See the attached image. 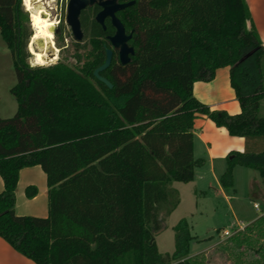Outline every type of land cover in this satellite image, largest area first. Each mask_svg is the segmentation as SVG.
Instances as JSON below:
<instances>
[{"label": "trees", "instance_id": "trees-1", "mask_svg": "<svg viewBox=\"0 0 264 264\" xmlns=\"http://www.w3.org/2000/svg\"><path fill=\"white\" fill-rule=\"evenodd\" d=\"M120 1H135L117 14L135 53L122 64L114 52L101 72L110 88L94 75L115 33L109 19L106 28L97 22L98 6L82 11L85 42L75 43V65L33 67L23 0H0V31L18 78L11 88L18 110L0 117V237L37 264H207L204 255L189 257L186 219L174 227L173 254L159 251L154 234L162 210L180 204L173 183L194 181L205 165L194 156L198 117L246 139L245 152L227 156L222 186L234 188L238 165L257 170L264 183L263 41L247 0ZM226 66L242 107L235 115L194 95L196 81H211ZM35 165L47 174V217L15 210L20 171ZM26 192L34 197L38 189ZM253 227L264 239V214Z\"/></svg>", "mask_w": 264, "mask_h": 264}, {"label": "rangeland", "instance_id": "rangeland-1", "mask_svg": "<svg viewBox=\"0 0 264 264\" xmlns=\"http://www.w3.org/2000/svg\"><path fill=\"white\" fill-rule=\"evenodd\" d=\"M51 13L54 24L55 45L48 46L49 55L58 59L46 64H39L29 48L35 28L32 13L23 0L24 10L28 12V24L32 36L28 42V62L33 67L50 66L60 61L70 65L76 64L75 39L70 26L66 23L69 0H43ZM63 31V39L57 33ZM83 41V40H82ZM80 41L84 44L85 41ZM42 50V43L34 44ZM58 53V54H57ZM34 56V57H33ZM18 81L14 57L0 31V117L12 118L18 110V102L11 93V88ZM224 174V173H223ZM223 174L213 175L208 167L200 168L194 182H174L178 188L180 204L168 214L166 207L162 210L160 220L162 229L154 234L159 251L173 254L176 250L177 233L174 227L183 219L190 225L193 239L189 243V257L204 255L207 264H236L237 256L241 264H258L264 239H259L253 223L264 214V183L257 170L238 165L234 168V188L227 189L221 184ZM216 177V178H214ZM218 178V179H217ZM217 180V181H216ZM235 236L250 238V243L238 246Z\"/></svg>", "mask_w": 264, "mask_h": 264}, {"label": "crops", "instance_id": "crops-1", "mask_svg": "<svg viewBox=\"0 0 264 264\" xmlns=\"http://www.w3.org/2000/svg\"><path fill=\"white\" fill-rule=\"evenodd\" d=\"M247 3L251 11L252 21L259 31L264 46V0H247ZM194 95L213 110H225L232 115L242 111L241 103L231 84L229 66L217 69L215 77L211 81H196L194 83ZM262 114H264V103ZM194 145L195 159H205L206 161L203 167L196 168L195 181L200 168L208 167L216 177L218 174L225 173L228 166L227 156L232 151L245 152L247 142L244 137L231 136L225 127L217 126L210 118L202 116L195 119ZM30 186H35L38 189L34 197L27 195L26 190ZM3 190L4 181L0 175V193ZM48 193L47 174L43 168L40 165L23 168L20 171L16 191L15 210L17 215L47 217L49 215ZM0 264L37 263L19 253L0 237Z\"/></svg>", "mask_w": 264, "mask_h": 264}, {"label": "water", "instance_id": "water-1", "mask_svg": "<svg viewBox=\"0 0 264 264\" xmlns=\"http://www.w3.org/2000/svg\"><path fill=\"white\" fill-rule=\"evenodd\" d=\"M95 4L101 7L100 12L96 15L97 22L106 28L105 21L110 17L113 26L116 28L115 33L109 36L112 48L107 49L105 62L94 71V75L100 81L112 88L113 84L106 77L102 76L101 72L111 65L114 50L118 51L122 64L129 63L131 61V56L135 53L134 47L129 44L133 34L127 33L125 25L117 16L119 11L132 6L135 4V1L121 3L119 0H69L66 23L70 26L76 41L80 42L84 39V31L81 24L82 11Z\"/></svg>", "mask_w": 264, "mask_h": 264}, {"label": "bare ground", "instance_id": "bare-ground-1", "mask_svg": "<svg viewBox=\"0 0 264 264\" xmlns=\"http://www.w3.org/2000/svg\"><path fill=\"white\" fill-rule=\"evenodd\" d=\"M55 1V0H50ZM46 4L47 2H43V0H25V4L29 11L32 13V20L34 23V36L29 47L31 52L34 54L36 61L39 64H46L49 61L53 62L58 59V56L55 57L51 56L47 52L48 46H54L56 51H59V48L55 45V36H54V24L51 17V13L46 9L45 6L35 7V4ZM42 43L43 47L42 50H37L34 44ZM58 54V53H57ZM33 56V57H34Z\"/></svg>", "mask_w": 264, "mask_h": 264}, {"label": "flooded vegetation", "instance_id": "flooded-vegetation-1", "mask_svg": "<svg viewBox=\"0 0 264 264\" xmlns=\"http://www.w3.org/2000/svg\"><path fill=\"white\" fill-rule=\"evenodd\" d=\"M119 2H121L120 0H119ZM121 3H123V2H121ZM125 3V2H124ZM94 6H98L99 8H100V10H101V7L98 5V4H95V5H93V6H90V7H94ZM100 10L98 11V13L100 12ZM97 13V14H98ZM118 14V13H117ZM107 19H109L110 21H111V18L110 17H108ZM106 19V20H107ZM106 22V21H105ZM112 23V22H111ZM113 25V24H112ZM114 27V26H113ZM114 29H115V31H116V28L114 27ZM61 31V30H60ZM113 35V34H112ZM109 36H111V35H109ZM109 36H108V40H109ZM110 41V40H109ZM77 42H79V41H76L75 40V43H77ZM111 43V42H110ZM111 48H112V45H111ZM114 52H117L118 53V51L117 50H114ZM118 55H119V53H118Z\"/></svg>", "mask_w": 264, "mask_h": 264}]
</instances>
